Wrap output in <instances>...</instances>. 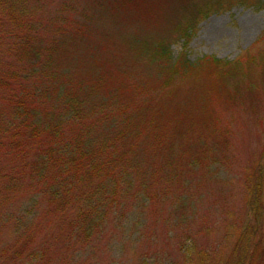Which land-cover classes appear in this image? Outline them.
Instances as JSON below:
<instances>
[{"label": "rangeland", "instance_id": "rangeland-1", "mask_svg": "<svg viewBox=\"0 0 264 264\" xmlns=\"http://www.w3.org/2000/svg\"><path fill=\"white\" fill-rule=\"evenodd\" d=\"M55 42L54 96L38 105L24 95L35 92L38 55L49 59ZM23 102L44 108L58 135L84 134L93 149L110 153L117 139L137 133L131 159L119 150L135 189L143 175L145 185L157 184L154 177L169 169L149 135L171 143L169 164L184 174L157 212L164 213L161 264H200L203 250L212 253L206 264H218L240 237L226 241L229 229L249 223L257 184L264 205V0H0L4 148L18 142ZM11 152L0 151V180L16 163ZM127 181L119 178L122 188ZM126 206L135 221L139 203ZM128 231L94 264H140L144 247L129 246Z\"/></svg>", "mask_w": 264, "mask_h": 264}, {"label": "trees", "instance_id": "trees-1", "mask_svg": "<svg viewBox=\"0 0 264 264\" xmlns=\"http://www.w3.org/2000/svg\"><path fill=\"white\" fill-rule=\"evenodd\" d=\"M56 43L55 46L52 44L54 50L48 46L49 59L40 60L42 53L38 49L35 92L24 95L32 97L38 105L54 96L51 81L55 75ZM70 78L72 83L75 78L73 75ZM29 105V102L22 103V121L20 119L21 123L14 132L18 142L14 140L5 148L0 144V151L13 150L10 154L16 162H12V170L2 173L4 177L0 180V264H94L99 252L109 246L117 248L114 245V242L118 244L117 235L124 234L128 228L126 241L129 246L144 247L136 252L140 264L166 262L158 236V223H163L164 213L157 212L159 206L167 202L169 186L181 184L184 174L169 164L167 157L172 158L169 153L171 143L165 146L160 136L149 135L148 142L155 145L160 152L158 156L164 155L166 159L167 163H162L161 167L164 168L165 164L169 169L154 177L158 179L157 184L145 185L143 175L135 189L129 181L134 182L130 178V169L121 162L127 160L128 155H120L119 150H128L131 159L139 151L133 140H139L137 133L127 132V137L117 139L112 152L108 153V146L98 150L87 145L84 134L66 140L64 133L60 135L63 131L58 135L59 123L49 121L44 108ZM62 119L59 118L60 121ZM151 125L152 131L157 130L158 124ZM27 133L35 141L26 137ZM45 134L47 139H52L51 144L45 143ZM56 139L59 145L53 144ZM18 146L22 148H14ZM115 151L117 153L112 155ZM6 156L9 158L8 154ZM189 167L191 171L188 173L196 172L194 165ZM159 177H164L161 179L163 185ZM119 178L128 180L127 184L124 182L125 188L121 187ZM163 186L166 192H161ZM261 189L257 184L249 201V223L239 229L230 228L227 232L226 241L236 238V234L240 237L218 264H259L264 259ZM173 199L171 197L170 201ZM128 201L139 203V216L135 221L131 219L134 212L126 206ZM251 212H254L255 219ZM152 213L155 214L152 217L155 222L149 223L147 219ZM200 255V264H206L212 253L203 250ZM115 263L118 264L116 260Z\"/></svg>", "mask_w": 264, "mask_h": 264}]
</instances>
